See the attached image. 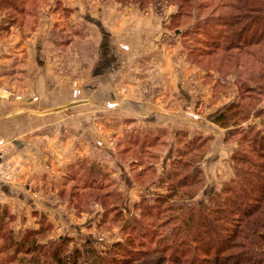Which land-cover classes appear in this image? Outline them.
<instances>
[{"label": "trees", "instance_id": "16d2710c", "mask_svg": "<svg viewBox=\"0 0 264 264\" xmlns=\"http://www.w3.org/2000/svg\"><path fill=\"white\" fill-rule=\"evenodd\" d=\"M117 1L125 3L126 0ZM166 1L178 5L175 16L182 15L184 8H190L193 1L200 12L212 7L211 16L193 28L198 57L222 53L237 62L236 67L246 69L235 74L239 100L225 105L212 118L214 124L229 129L228 135L238 138L231 155L234 177L223 182L207 203L195 204L192 199L205 183L199 164L204 160L210 138H188L185 131H175L172 159L162 176L154 178L160 155H151L149 150L151 146L164 150V137L168 134L162 132L131 139L123 144L132 155V150H137L133 155L136 162L131 164L136 174L134 183L163 192L135 202L133 208L137 215L129 220L122 216L124 194L117 190L110 173L94 163L79 165L78 161V167L75 164L67 167L62 177V186L68 184L67 188L72 184V208L85 210L76 206L80 194L86 208L98 203L105 215L113 213L115 220L123 222L120 238L110 249L108 247L102 254L90 249L86 254L81 253L78 248H69L70 240L66 237L38 244L37 240L44 238L51 228L45 219L38 230L26 231L16 239L7 228L14 217L3 209L0 213V264H148L151 256H159V261L153 264H264V132L254 124L238 129L239 123L251 117L264 118V109H251L252 104H247L248 101L260 102L264 97V0H207L208 4L206 0ZM130 3L142 9L150 1L132 0ZM39 4V0H1L0 9L6 5L5 12L11 11L24 18L22 24L28 27L26 18L29 16L36 21ZM220 9L227 11L209 19ZM7 19L12 26L17 23V17L11 20L5 15L3 21ZM256 66H259L258 71H251ZM138 167L143 170L139 171ZM138 178L145 179V184L141 185ZM78 209L74 210L80 213ZM165 213L169 215L159 219ZM148 230L157 232L158 236L154 240L152 237L145 239L141 234L146 235ZM136 234L140 240L135 243L136 239L131 237ZM150 242L155 245L150 247ZM199 255H204L205 259Z\"/></svg>", "mask_w": 264, "mask_h": 264}, {"label": "crops", "instance_id": "0c3cea01", "mask_svg": "<svg viewBox=\"0 0 264 264\" xmlns=\"http://www.w3.org/2000/svg\"><path fill=\"white\" fill-rule=\"evenodd\" d=\"M76 4L69 7L68 16L55 14L58 16L55 17L51 13L44 17L42 15L45 23L42 27L44 29L42 37L28 39L22 43L18 39H13L8 43L6 59H1L0 63L8 69L7 77L22 78V85L30 88L35 99L26 105L22 103L20 107L19 103L0 105L3 106L2 109L11 110L7 113V117L10 116L9 121L0 122V146L7 145L8 151H11L7 156V162L17 164L23 162L22 164L28 165L27 169L21 172L28 180H32V174L35 173H64L67 167L72 166L70 163L75 164L85 158L87 161H100L103 169L113 176L115 173H124L127 188L152 189L134 183L130 176L131 172L128 173L127 164L118 156L116 143L118 142L120 146L131 139H140L150 134L156 136L164 132L173 135L175 131L182 130L192 136L210 135L214 144L218 141L221 130L211 120L226 103L207 115L206 110L203 111L204 115H197L199 105L195 112L190 113L188 108V111L185 110L193 103L190 95L192 93L178 82L175 72L167 91L160 93L161 90L157 93L160 98L153 103L145 104L129 95L127 90L131 85H135L136 81L168 73L173 69L174 65H171L173 60L168 57L169 46L174 47L173 42L171 41V44L168 36L163 37L156 27V22L150 23L151 21H145L139 16L129 21L122 20L124 17L119 16L116 18L120 20L119 23L117 25L116 22L113 23L111 31L109 29L104 31L103 20L90 12L85 13L80 8L82 5ZM85 14L92 16L89 15L87 18ZM79 17L85 19L87 23H92L97 30L90 29L88 32L98 36V50L95 49L90 57L84 59V63H79L76 55L73 59L68 58L64 63L70 70L69 74L57 75L48 63L49 57L52 56L53 61L56 59L51 49L55 43L50 40V33H53L52 28L55 27L58 31L70 29V43L73 46L78 43L76 29L79 26ZM94 19L99 21L94 22ZM154 41H161L162 44H154ZM83 45L84 41L81 46ZM83 65L86 68L80 69L79 67ZM80 72L86 73L83 81L79 80ZM7 82L10 83L11 80L8 79ZM122 88H126L123 96L120 95ZM174 105H178L177 110L173 108ZM97 127L104 129L106 138L105 135L103 138L96 135ZM36 130L39 131V135ZM18 131H23L25 136L23 141L25 149H18L22 144L21 139L16 136ZM37 137V140L34 139ZM27 140L29 143L25 144ZM32 141L37 144L39 141L41 143L46 141L48 146L41 145L38 151L28 149ZM173 149L174 147H171L165 156L160 158L161 170L168 166ZM29 151H34L36 155L32 157ZM215 157V154L209 157L212 164L216 162ZM159 163L155 164L157 174ZM121 187L119 186V189H122ZM26 192L3 184L0 185V200L4 201L3 197L8 199L14 196L13 203L23 201L34 206L35 200L30 195L35 196L31 194L35 192H27L29 195ZM50 207L51 203L45 199H41L37 205L39 212L46 215L52 223L58 217L64 231H68L66 225L70 230L86 231L81 225L70 223L67 214L57 213V210L53 211L49 209ZM127 207L125 199L124 208ZM52 213L54 217H51ZM58 222L53 224L57 225ZM78 238L81 240L80 236ZM87 240L95 244L91 238H86L83 249L81 248L85 254L89 248L86 246Z\"/></svg>", "mask_w": 264, "mask_h": 264}, {"label": "rangeland", "instance_id": "374dc122", "mask_svg": "<svg viewBox=\"0 0 264 264\" xmlns=\"http://www.w3.org/2000/svg\"><path fill=\"white\" fill-rule=\"evenodd\" d=\"M148 1H150V3H148L146 7L140 9L138 4L130 3L132 2V0H126L125 3L124 1L118 2L117 0H39L41 4H39V7L37 9V19L35 21V19L28 16L25 21L26 24H29L28 27H25V25L22 24L24 18H19L18 15L12 13L11 11H8L6 13V5H3L0 9V60L6 59L7 45L13 39H18L19 42L22 43L24 41L27 42L28 39L33 40L42 37L41 35L44 31L42 27L45 24L43 20L44 16H47L49 13L53 15L59 14L60 16H62L63 14L65 16H68L69 7L74 4L77 5L76 3H79L82 5L80 6L81 10H84L85 13L90 12L96 17H99L101 20H103V22L105 23L104 31H108V29L111 31L113 28V23L116 22V25L119 23L120 20L116 19L119 16L124 17L122 20L125 21H129L131 19H134L135 16H139L144 18L145 21H151L150 23L156 22V27L158 28V31L163 35V37L166 38L168 36V40L170 42H173L174 47L169 46L170 50L168 51L169 59L173 60L171 64L174 65L173 69L168 73H163L156 75L155 77L151 76L136 81V83H134L135 85H131L130 89L128 88L127 91L129 95L134 96V98L138 99L142 103L151 104L156 101L157 98H160L157 93H159L161 90L162 91L160 93H164L165 91H167L170 83L173 81L172 79L175 77V72L178 76V82L184 88H186L189 93H192L190 95H192L193 103L190 107L185 108V110L187 111L189 109L190 113L195 112L197 106L199 105L198 111H196L197 115H204L203 111L205 110L207 115V113H210L212 110L216 109L224 103H226L225 105H227L229 103L238 101L239 89H237L235 84V74L237 71L245 72V67H236L237 62H234V60H229V58H227L229 55L215 53L213 56L209 57H198V53L196 51L197 45H195V38L192 35V32L194 31L193 28L201 20H207V17L211 16L212 7L200 12V10H196V2L193 1L190 8H184V10L182 11V15L175 16L178 13V5L175 2L168 3L166 0ZM205 3L208 4L209 2L206 0ZM226 11L227 10L225 9H220L215 13L214 16L209 19L215 17L216 14L221 15ZM92 14L85 15L88 18L90 17L89 15L92 16ZM5 15L9 16L11 20L17 17V23L13 24L12 26L11 22L8 19L6 22H4L3 19L5 18ZM56 15L55 17H58ZM93 21L95 22L99 20L94 19ZM32 26L33 28H31ZM90 29H95L94 26H92V23H87L85 19H81V17H79V26L76 29V34L78 35V43L72 46V44L70 43V29L64 28L58 31L56 30V27L54 29L52 28L53 33H50V40H53L52 43L55 44L54 47L51 46V49H53L52 52L56 55L54 56L56 57V59L55 61H53V57L51 56L48 58V63L50 64L54 73L61 76L67 75L69 74L70 70L66 68V64L64 62L68 58L73 59L76 55V60H78L79 63H84V59L90 57L93 54L94 50L97 49L98 36H96V34L89 33L88 30ZM202 34L204 37V33ZM90 38L92 39V41ZM83 41L84 45L81 46ZM168 42H166V44ZM154 44L162 43L161 41H154ZM77 45L79 46L77 47ZM262 53H264V51ZM1 65L0 105L2 103H19L20 105L18 107H20L23 104L26 105L27 103L32 102L35 99V95L28 86L22 85V78L14 79L12 77H7L9 71L4 64ZM20 65L21 63H19V66ZM84 66L85 65L79 68L81 69ZM251 68L254 67L251 66ZM258 69L259 66H256L255 69L251 71L256 72L258 71ZM85 74L86 73L80 72V81H83L85 79ZM8 79L11 80L10 83L7 82ZM175 79L177 81V78ZM125 89L126 88H122L120 93L121 96H123V94L126 92ZM247 104H252L251 109H264V97H262L260 102L248 101ZM1 107L3 106H0V122H8V117L10 116L8 115L7 117V113H10L11 110L2 109ZM205 107L206 109H204ZM223 107L224 105L219 109L221 110ZM173 108L177 110L178 105H174ZM250 124H254L257 129L259 128L262 132H264L263 117H251L249 121L239 123L238 129L242 127L248 128ZM214 125L222 132L220 131V135L217 138L218 141L214 144H212L213 140L210 135L203 136L208 139L210 138V141L208 143L207 149L205 150L206 154L204 156V160L201 162V164H199V167L202 169L204 174L205 183L201 188L198 189V191L195 193L196 195L192 199V202L195 204H198L200 202L207 203L209 196L214 192L219 191L223 182H226L234 177L231 155L233 154L237 146L236 141L238 138H236V136L232 137L231 135H228V128L221 127L216 123ZM3 126L4 125H2V127ZM83 131L85 132V130H82V132ZM36 133L39 135V131L36 130ZM68 133L69 131L66 134ZM96 135L100 137L105 135L104 137H107L104 129L98 127L96 128ZM187 135L188 138L193 137L188 133ZM16 136L21 139L22 143L18 149H25L26 147L23 146V141L25 138V136L23 135V131H18V134ZM34 139L37 140L38 137ZM164 141V150H159L154 146H151L149 153L151 155H160V158L162 159L169 151V149L171 147H174V133L173 135L171 133L170 135L168 134L166 137H164ZM28 143L29 142L27 140L25 144ZM38 144L33 143L32 141L28 149L33 148L34 150L38 151L41 149V147L39 146H48V142L46 141H43L42 143L39 141ZM125 147L126 146L124 144H120L119 146L118 142L115 145L118 156L125 162V164H127L126 167L128 169V173L129 171L131 172L130 176L132 179L134 176L135 182L136 174L134 173V170L131 169V164H134L136 162L133 155L137 154V150H132V155L131 153H128L127 150H125ZM16 148L17 147H15V149ZM8 149L9 148H7V145L0 146V185L8 184L11 187L20 189L24 192H35L31 193L35 196L30 195L35 200L34 206L23 203V201L19 202L21 204L16 202L13 203L14 196H10L8 199L3 197L4 201L0 200V213L2 214L3 209H7L8 212L11 213L12 217H14L8 223V225L6 223L5 224L7 225V228L14 233L16 239H19L26 233V231L38 230L41 227L42 219H45L46 222L51 225V228L46 231V236L44 238H39V240H37L38 244L39 241L40 244H45L48 240L56 242L60 238L66 237L70 240V249L78 248L79 251L83 253V250H81V248L83 249V246L85 244L84 241L86 240V238H91V241H95V244H92L87 240L86 243L88 245L86 246L89 247L88 249H90L91 252L94 251L95 253L102 254L108 249V247L110 249V246L119 240L120 233L122 232L123 222L115 220L114 216L112 215L113 213L105 215L104 208L98 203L91 204L89 209L86 208L84 197L79 194V192L81 193V191H78L79 199L76 206L85 208V210L82 211L76 207L72 208L70 205V196L73 194L71 192L73 188H71L72 184H70V186H68L67 188L66 186L68 184L62 186V177L64 176V173H35L32 174L33 179L28 180L27 178H25L26 176L21 175L22 170L27 169L28 165L22 164L23 162H19V164L7 162V156L11 154V151L9 152ZM29 153H31L32 157L36 155L34 151H29ZM213 154L216 155V162L212 164V161L209 159V157L213 156ZM87 162L94 163L95 165L103 169L101 162L98 160L87 161L85 158H83L82 160H79V165H87ZM73 164L74 162L70 163V165L72 166ZM86 165H84V168L86 167ZM75 166L78 167V164L75 163ZM115 167L117 166L115 165ZM138 170L142 171L143 168L138 167ZM157 170L159 171V173L157 174L156 172L157 175H152V178H154V176H162L164 170H161L160 163L157 165ZM103 171L105 170L103 169ZM110 175L116 182L117 190L121 191L124 194L125 199L127 200L128 207L124 208L126 212L124 210L122 212V216H124L125 220H129L131 216L137 215V212L133 208V204L135 202L137 203L142 197L151 198L154 197L153 194L163 192L162 189H155V187H152V189H138L136 187L127 188V183H125L124 181V173H115L114 176L110 173ZM137 181L141 185L145 184V179L143 178H138ZM119 186H122V189H119ZM41 199H45L46 201L51 203V207L49 209L53 211L57 210V213L61 212L65 215L67 214L66 216L70 220V223L74 225H81V228L86 229V231L81 232L79 230H70L68 225H66L65 227L68 230L66 232L63 230V225L58 222V217H56V221H54L58 222V226L56 224H53L54 222L52 223L51 221H49L46 215L39 212L40 210L37 208V205L39 204V201H41ZM174 201L180 202L178 199H174ZM74 209L80 210V213ZM166 214L168 213L162 214L159 219L165 217ZM51 217H54V213L51 214ZM102 218L104 223H102ZM146 235L141 234V236L147 240L149 239V237H152L154 240V238L158 236L157 232H150V230H148ZM79 236L81 237V240L78 238ZM131 238L133 240L136 239L135 243L140 240L138 234L132 236ZM153 245H155L154 242L149 243L150 247H153ZM66 251L67 249H65V252ZM199 257L205 259L204 255H199ZM92 259L93 258L91 254V260ZM157 261H159V256H151L148 260V264H153Z\"/></svg>", "mask_w": 264, "mask_h": 264}, {"label": "built area", "instance_id": "2783aa9c", "mask_svg": "<svg viewBox=\"0 0 264 264\" xmlns=\"http://www.w3.org/2000/svg\"><path fill=\"white\" fill-rule=\"evenodd\" d=\"M1 157V156H0Z\"/></svg>", "mask_w": 264, "mask_h": 264}]
</instances>
